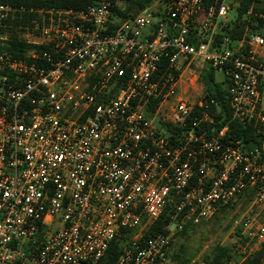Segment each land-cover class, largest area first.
Wrapping results in <instances>:
<instances>
[{
  "label": "built area",
  "instance_id": "1",
  "mask_svg": "<svg viewBox=\"0 0 264 264\" xmlns=\"http://www.w3.org/2000/svg\"><path fill=\"white\" fill-rule=\"evenodd\" d=\"M56 1L0 0V46L17 30L27 47L0 51V264H106L118 240L112 264H165L187 222L254 189L232 227L244 255L223 263L243 264L264 242V16L239 0H149L125 19L111 0L14 4ZM208 74L258 147L216 127Z\"/></svg>",
  "mask_w": 264,
  "mask_h": 264
},
{
  "label": "trees",
  "instance_id": "2",
  "mask_svg": "<svg viewBox=\"0 0 264 264\" xmlns=\"http://www.w3.org/2000/svg\"><path fill=\"white\" fill-rule=\"evenodd\" d=\"M112 2H119L121 3L120 9H117L116 15L119 19H125L128 17H131L135 15L139 10H141L143 7H145L149 0H111ZM15 6L23 5L26 7H43L46 9L55 7V8H73L76 9L79 7V3H76L75 1L71 0H62V1H56V2H50V3H32V2H18L14 3ZM249 7H251L252 11L256 15L264 16V0H239V8H238V15L240 16L243 12H245ZM257 28L262 29L264 28V19L257 18ZM19 23L17 20L15 21V24ZM22 23V22H21ZM13 37L10 38L9 42L3 47L0 46V51L11 53L14 58L19 59L22 56V53L24 52V49L27 47L20 41L17 40L16 33L17 30H12ZM240 33V27L237 26V32L235 35H239ZM202 83L204 86H209L210 84H213L214 89H210L209 93L206 95L207 98H214L220 106V111L218 115L216 116V127L220 129L222 126L227 125L229 130V135L234 141H240L243 144H246L245 148L247 150L252 149L254 147L259 146V141L256 136H254L251 127H248L246 129L242 128V126L235 120H231V114L228 108V100L226 98V93L222 89L220 83H213L214 78L211 74L204 75L201 78ZM149 111H152V108L149 109ZM255 193L254 189L245 191L240 197L239 201L244 199L246 201V204L249 203V201L252 199L253 195ZM236 204H234L231 207H227L224 209H221L218 211V213L210 220H214L219 218L221 215L225 214L229 209H233V207ZM169 213V208L164 209L162 215L158 220H156L154 223L150 225L148 230L143 236V241L147 240L151 237H154L158 233L161 232V228L163 224L166 222V215ZM195 225L187 222L184 226L181 232H179L177 235H185L188 228L194 227ZM240 229L237 228L234 231L235 237L239 236ZM245 240H242L239 242V244H243ZM121 240L112 242L106 253H105V260L106 264H112L119 253ZM234 250H236L235 247H226V246H220L215 245L212 247L209 252L203 257V261L206 264H223L226 261L230 260L233 257ZM180 254H175L174 258L176 262H178ZM262 259H264V242L260 245L259 249L255 251L250 257L246 258L243 262V264H260Z\"/></svg>",
  "mask_w": 264,
  "mask_h": 264
},
{
  "label": "rangeland",
  "instance_id": "3",
  "mask_svg": "<svg viewBox=\"0 0 264 264\" xmlns=\"http://www.w3.org/2000/svg\"><path fill=\"white\" fill-rule=\"evenodd\" d=\"M202 78V77H201ZM217 81L221 78L216 77ZM201 89L205 96L209 93L211 85L204 86L202 80L199 81ZM248 209V204L244 199L238 201L233 209H229L225 214L212 221L200 222L194 227L188 228L185 235H176L168 251V257L165 264H190L191 261L203 259L209 250L215 245L235 247L233 260H239L243 257V244L241 240L236 241L234 235L233 223ZM180 254L178 262L174 256ZM261 263H264L262 259Z\"/></svg>",
  "mask_w": 264,
  "mask_h": 264
}]
</instances>
